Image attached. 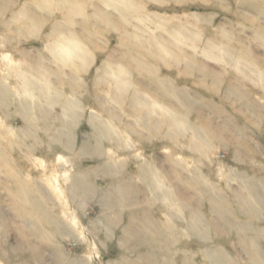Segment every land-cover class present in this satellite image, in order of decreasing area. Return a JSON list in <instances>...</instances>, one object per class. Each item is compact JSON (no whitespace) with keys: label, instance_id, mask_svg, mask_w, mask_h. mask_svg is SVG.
<instances>
[{"label":"rangeland","instance_id":"rangeland-1","mask_svg":"<svg viewBox=\"0 0 264 264\" xmlns=\"http://www.w3.org/2000/svg\"><path fill=\"white\" fill-rule=\"evenodd\" d=\"M0 264H264V0H0Z\"/></svg>","mask_w":264,"mask_h":264}]
</instances>
